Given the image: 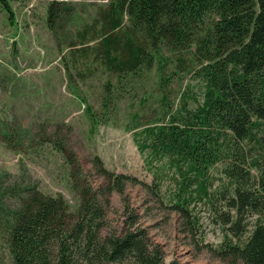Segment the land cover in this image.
<instances>
[{"label": "trees", "instance_id": "obj_1", "mask_svg": "<svg viewBox=\"0 0 264 264\" xmlns=\"http://www.w3.org/2000/svg\"><path fill=\"white\" fill-rule=\"evenodd\" d=\"M18 1L0 0L10 20ZM61 4L46 11L52 32ZM206 20L211 26L203 28ZM77 39L81 55L109 72L133 73L156 60L163 85L169 59L161 48L192 55L199 95L184 91L161 122L134 133L137 149L147 152L151 183L118 175L106 193L139 185L181 217L192 240L201 234L198 250L206 245L194 210L207 207L224 239L212 253L264 264V0H112ZM79 99L95 129L96 115ZM166 180L173 191L163 192ZM80 197L76 215L59 198L35 194L23 203L10 233L11 264H178L164 260L127 202L113 229L97 195L83 187Z\"/></svg>", "mask_w": 264, "mask_h": 264}, {"label": "rangeland", "instance_id": "obj_2", "mask_svg": "<svg viewBox=\"0 0 264 264\" xmlns=\"http://www.w3.org/2000/svg\"><path fill=\"white\" fill-rule=\"evenodd\" d=\"M53 1L62 3L54 32L46 24V11ZM110 1L19 0L11 3L12 20L0 8V264H11L10 233L23 203L35 194L59 198L69 214L76 215L83 187L97 195L105 222L113 229L127 202L161 247L166 262L242 264L212 253L224 239L207 207L199 205L194 210L206 245L198 250L194 240L201 234L192 240L184 232L181 217L139 185L126 182L121 193H106L118 175L151 183L147 152L137 149L134 133L161 122L167 110L179 105L184 91L201 92L192 72L198 63L191 62L187 50L161 48L169 59L165 85L156 60L133 73L117 74L92 56L83 57L78 30L90 25ZM205 22L203 28L211 26ZM124 23L128 25L127 18ZM79 96L98 119L95 129ZM188 104L194 106L193 100ZM165 191H173L169 180L163 183Z\"/></svg>", "mask_w": 264, "mask_h": 264}]
</instances>
